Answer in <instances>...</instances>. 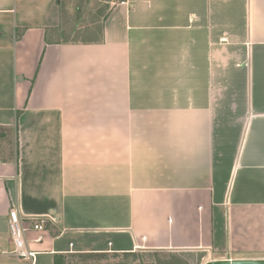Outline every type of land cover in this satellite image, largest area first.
Segmentation results:
<instances>
[{
    "label": "crops",
    "instance_id": "crops-1",
    "mask_svg": "<svg viewBox=\"0 0 264 264\" xmlns=\"http://www.w3.org/2000/svg\"><path fill=\"white\" fill-rule=\"evenodd\" d=\"M73 1L0 0V264L240 260L234 224H264V0H105L87 42L68 39ZM14 207L46 219L32 259Z\"/></svg>",
    "mask_w": 264,
    "mask_h": 264
},
{
    "label": "rangeland",
    "instance_id": "rangeland-1",
    "mask_svg": "<svg viewBox=\"0 0 264 264\" xmlns=\"http://www.w3.org/2000/svg\"><path fill=\"white\" fill-rule=\"evenodd\" d=\"M81 2L82 0H75L70 7L63 10L64 14L74 12L73 21L70 22L68 19V29L74 31L68 39L73 42H87L97 37V35L100 34L103 19L107 17L110 11L109 9L112 7V4L107 3L105 0H83V2ZM249 217L257 220L259 218L253 216L252 213ZM245 223L242 225L234 224L235 237L237 230H239L243 241L240 245L242 248L235 251L232 257L240 260H252L258 257H264V253L253 250L246 251V245L257 246H253L255 250L263 248L261 245L264 243V224L262 225V228H258L257 226H252L250 223ZM246 231L251 232L249 236L252 238L249 244L246 243ZM208 262H210V257L201 251L154 252L138 250L130 254L102 252L101 254L94 255H70L67 259V264H207Z\"/></svg>",
    "mask_w": 264,
    "mask_h": 264
},
{
    "label": "built area",
    "instance_id": "built-area-1",
    "mask_svg": "<svg viewBox=\"0 0 264 264\" xmlns=\"http://www.w3.org/2000/svg\"><path fill=\"white\" fill-rule=\"evenodd\" d=\"M32 224L25 222L20 215L19 209L14 207L9 214V228L12 242L14 245V254L23 259H32L34 254L30 252L26 246V235L28 230L37 232H45L46 219L45 218H31Z\"/></svg>",
    "mask_w": 264,
    "mask_h": 264
},
{
    "label": "water",
    "instance_id": "water-1",
    "mask_svg": "<svg viewBox=\"0 0 264 264\" xmlns=\"http://www.w3.org/2000/svg\"><path fill=\"white\" fill-rule=\"evenodd\" d=\"M207 264H264V260H222L211 261Z\"/></svg>",
    "mask_w": 264,
    "mask_h": 264
},
{
    "label": "trees",
    "instance_id": "trees-1",
    "mask_svg": "<svg viewBox=\"0 0 264 264\" xmlns=\"http://www.w3.org/2000/svg\"><path fill=\"white\" fill-rule=\"evenodd\" d=\"M109 1V0H107ZM67 256L64 255H57L55 257V264H67Z\"/></svg>",
    "mask_w": 264,
    "mask_h": 264
}]
</instances>
